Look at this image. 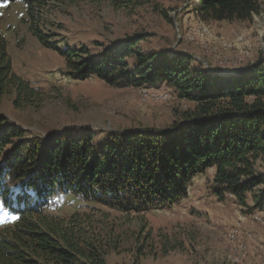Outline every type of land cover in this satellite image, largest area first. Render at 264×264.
I'll return each mask as SVG.
<instances>
[{"label":"trees","instance_id":"obj_1","mask_svg":"<svg viewBox=\"0 0 264 264\" xmlns=\"http://www.w3.org/2000/svg\"><path fill=\"white\" fill-rule=\"evenodd\" d=\"M21 1L29 30L66 60L77 80L97 77L108 85L167 87L193 107L170 128L118 134V143L99 149L93 136L56 139L41 147L0 117V264H106L75 220L47 210L67 193L126 210L168 208L187 196L193 179L215 170L213 192L224 201L264 209V62L248 73L215 76L190 57L146 53V35L118 41L93 54L88 47L60 49L41 30L35 14L45 0ZM192 12L204 22H248L264 12L261 0H196ZM39 12V11H37ZM8 42L0 31V102L14 94L16 108L37 106L45 94L14 72ZM8 147L10 150L7 151Z\"/></svg>","mask_w":264,"mask_h":264},{"label":"rangeland","instance_id":"obj_2","mask_svg":"<svg viewBox=\"0 0 264 264\" xmlns=\"http://www.w3.org/2000/svg\"><path fill=\"white\" fill-rule=\"evenodd\" d=\"M195 1L45 0L34 12L60 49L85 46L95 54L146 35L144 52L190 57L215 76L248 73L264 62V12L248 22H204L192 12ZM0 5V31L14 72L45 94L37 106L22 108L14 106V94L4 96L0 117L34 146L93 136L102 149L118 143L122 133L166 130L193 107L167 87L119 88L97 77L75 79L61 53L29 30L21 1ZM259 166L264 172V160ZM214 174L211 169L197 175L187 196L168 208L126 210L67 193L47 213L75 220L106 264H264V209L254 208L251 197L248 206L231 194L219 200ZM8 219L0 211V224Z\"/></svg>","mask_w":264,"mask_h":264},{"label":"snow or ice","instance_id":"obj_3","mask_svg":"<svg viewBox=\"0 0 264 264\" xmlns=\"http://www.w3.org/2000/svg\"><path fill=\"white\" fill-rule=\"evenodd\" d=\"M0 6H3V5H0ZM3 209H2V207H0V211H2Z\"/></svg>","mask_w":264,"mask_h":264},{"label":"bare ground","instance_id":"obj_4","mask_svg":"<svg viewBox=\"0 0 264 264\" xmlns=\"http://www.w3.org/2000/svg\"><path fill=\"white\" fill-rule=\"evenodd\" d=\"M224 74H226V73L224 72Z\"/></svg>","mask_w":264,"mask_h":264}]
</instances>
